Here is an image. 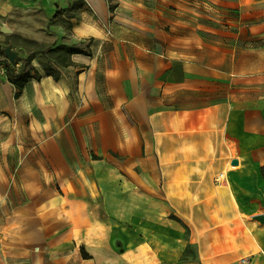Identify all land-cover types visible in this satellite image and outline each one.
<instances>
[{"label": "crops", "instance_id": "obj_1", "mask_svg": "<svg viewBox=\"0 0 264 264\" xmlns=\"http://www.w3.org/2000/svg\"><path fill=\"white\" fill-rule=\"evenodd\" d=\"M216 18L0 0V264H264V23Z\"/></svg>", "mask_w": 264, "mask_h": 264}, {"label": "rangeland", "instance_id": "obj_2", "mask_svg": "<svg viewBox=\"0 0 264 264\" xmlns=\"http://www.w3.org/2000/svg\"><path fill=\"white\" fill-rule=\"evenodd\" d=\"M200 5L201 12L206 15H212L219 20L220 24H257L264 23V0H214L213 6L208 0H194ZM19 44H25L22 40L16 41ZM1 50V54H3ZM65 51L60 50L57 53L63 54ZM189 251L191 249L189 248ZM192 252L187 254V259H190Z\"/></svg>", "mask_w": 264, "mask_h": 264}, {"label": "trees", "instance_id": "obj_3", "mask_svg": "<svg viewBox=\"0 0 264 264\" xmlns=\"http://www.w3.org/2000/svg\"><path fill=\"white\" fill-rule=\"evenodd\" d=\"M56 16H57V12L54 14L53 18H55ZM58 49L63 50L65 52H69L70 50L64 46L58 47ZM71 50H74V49L71 48ZM35 55H36L35 52L29 54L25 59L24 68L18 72H16L13 69V65L8 60L4 59L3 61L5 63V72H6L7 78L13 83H15L18 87H22L29 77V73L28 71L25 70V67L28 64H30V62L35 57Z\"/></svg>", "mask_w": 264, "mask_h": 264}, {"label": "water", "instance_id": "obj_4", "mask_svg": "<svg viewBox=\"0 0 264 264\" xmlns=\"http://www.w3.org/2000/svg\"><path fill=\"white\" fill-rule=\"evenodd\" d=\"M3 30L5 32H10V30H8L7 28H3ZM3 51H4V54H5V57L8 59V61L11 64H14L15 60L17 58V55H18L17 52L15 50H12L9 45L5 46ZM256 218H257V220H259V222L264 223V214L256 215Z\"/></svg>", "mask_w": 264, "mask_h": 264}, {"label": "built area", "instance_id": "obj_5", "mask_svg": "<svg viewBox=\"0 0 264 264\" xmlns=\"http://www.w3.org/2000/svg\"><path fill=\"white\" fill-rule=\"evenodd\" d=\"M224 179V177H223V174L222 173H220L218 176H217V178H216V180L217 181H222ZM243 261H245V259H242Z\"/></svg>", "mask_w": 264, "mask_h": 264}]
</instances>
